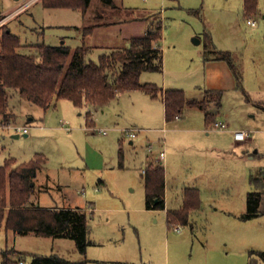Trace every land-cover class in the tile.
<instances>
[{
	"label": "rangeland",
	"instance_id": "obj_1",
	"mask_svg": "<svg viewBox=\"0 0 264 264\" xmlns=\"http://www.w3.org/2000/svg\"><path fill=\"white\" fill-rule=\"evenodd\" d=\"M116 1L124 12H106L100 21L92 17L89 25L119 16L137 19L93 30L86 39L87 58L99 62L101 54L128 46L132 36L160 24L163 68L143 71L141 82L206 98L207 109L187 105L184 120L168 122L162 95L131 89L93 109L92 126L85 106L60 98L45 109L11 90V121L29 126L30 132L15 137L10 129H0V165L8 158L27 162L43 154L41 183L30 201L88 208L90 243L82 254L72 238L15 233L2 224L0 264L12 249L26 253L24 264L32 253L84 257L87 264H264V215L239 217L248 192L261 188L253 177L264 169V0L251 15L244 0ZM100 6L113 9L104 0H93L87 14L42 0H0V39L8 26L20 37L23 53H34L38 44L75 49L83 42L87 16L104 14ZM250 17L256 25L248 23ZM220 51L229 52L230 61L219 58ZM206 112L229 127L215 128ZM184 123L187 127L179 130ZM133 129L138 134L134 144L128 135ZM240 129L249 136L237 142L234 131ZM162 150L167 155L159 163ZM150 162L166 168L170 207H180L186 185H196L204 197L203 207L177 224L181 231L168 223L165 209L147 207L143 168Z\"/></svg>",
	"mask_w": 264,
	"mask_h": 264
},
{
	"label": "trees",
	"instance_id": "obj_2",
	"mask_svg": "<svg viewBox=\"0 0 264 264\" xmlns=\"http://www.w3.org/2000/svg\"><path fill=\"white\" fill-rule=\"evenodd\" d=\"M42 1L46 6L81 8L86 11L92 0ZM104 1L117 9L114 0ZM258 3L259 0H244L245 13H255ZM104 15H98L97 20L103 19ZM95 24L82 28L84 38ZM161 28L159 24L155 30L150 28L144 35L131 37L128 46L103 53L99 62H95L87 58L91 47L86 41L75 49L64 43L38 44L34 53H23L19 50L20 37L5 26L0 39V116L6 120L12 119L8 112L11 90H17L22 97L45 109L54 99L60 98L69 99L80 108L86 104L102 106L122 91L142 89L152 97L162 95L167 121L181 115L187 105L206 110V98H191L182 89H164L153 83L141 82L143 71L163 68ZM228 55L229 52L220 51L218 57L230 61ZM213 93H217L214 94L216 97L220 96L218 92ZM91 115L88 112L89 118ZM214 120V115L206 112V121L210 124ZM16 161L15 158H8L0 165V225L4 224L6 229L15 233L72 238L79 251L86 254L90 240L87 213L82 208H47L30 201L35 188L34 178L43 167L44 155L37 153L31 160L18 163L8 171ZM146 171L147 207L164 209L165 167L154 163ZM260 175L263 179H260ZM253 182L261 188L248 192L247 209L241 216L245 220L264 215V169L253 177ZM200 205L198 188H186L182 206L167 212L168 223L188 222L190 213ZM25 254L16 249L7 251L3 264H24ZM261 255L264 256V251H261ZM87 261L84 257L71 260L55 253H32L29 264H87Z\"/></svg>",
	"mask_w": 264,
	"mask_h": 264
},
{
	"label": "crops",
	"instance_id": "obj_3",
	"mask_svg": "<svg viewBox=\"0 0 264 264\" xmlns=\"http://www.w3.org/2000/svg\"><path fill=\"white\" fill-rule=\"evenodd\" d=\"M92 2H93V0L91 1V5H92ZM114 3H115V5H117L118 7H117V9L115 10V9H107V8H105L104 6L102 7V6H100V8H101V13H105V15H106V12H109L110 13V16H114L115 15V11H120V12H124V6H121V4L120 3H118L116 0H114ZM91 5L89 6V8L86 10V11H84V13L85 14H87V12L90 10V7H91ZM96 15H89V16H87L88 18H87V20H90V21H88L86 24H85V26H88L89 25V23H91V21H92V17L93 18H95L96 19V17H95ZM119 17H121L120 19H116V20H112V19H110V22L108 23V24H106V23H97V21L94 23L95 24V27H94V29L93 30H97V29H103V28H106V27H112V26H114L115 24H119V23H121V22H129V21H131V20H134V19H137V17H133V18H129V19H126V18H124V17H122V16H119ZM97 19H98V17H97ZM100 19H101V17H100ZM94 21V20H93ZM101 24H103V25H101ZM106 24V25H105ZM84 28V27H83ZM91 31L88 35L90 36L91 34H94V32L95 31ZM88 35L84 38V35H83V41H86V39H87V37H88ZM133 37V36H132ZM163 102H164V100H163ZM52 104V103H51ZM50 104V105H51ZM75 105V104H74ZM76 106V105H75ZM76 107H78V106H76ZM87 108V110H86V121L89 123H91V125L93 126V125H95V120H94V114L92 113V115H91V118H89L88 117V112H92V110L93 109H99V108H97V106H93V105H89V104H86L85 105V109ZM81 114V113H80ZM186 118V116H184V115H180V117L179 118H175V119H177V120H184ZM169 122V121H168ZM62 124L64 125L65 123H64V121H62ZM89 125V124H88ZM187 127L186 125H185V123H184V125L183 126H181L180 127V129L179 130H184V129H181V128H185V127ZM192 129H194L195 130V127L193 128V127H191ZM165 129V127H163V128H160V130H164ZM201 129V128H200ZM124 130V129H123ZM240 130H244V129H240ZM29 132H30V128H29ZM130 132H135L136 133V136L135 137H133V136H131L130 135ZM107 133H108V131H107ZM107 133H104V134H107ZM28 135H29V133H28ZM27 135V136H28ZM128 135L130 136V138H131V140H130V143H132V144H134V142H135V140H134V138H136L137 137V132H136V130H128ZM235 139V138H234ZM247 140V139H246ZM235 141H237V142H240V141H238V140H236L235 139ZM150 149H152V146H150ZM166 155H167V152H166ZM165 155V156H166ZM164 158H166V157H164ZM164 158H161L160 157V154L158 155V160L160 161L161 159H164ZM45 159V158H44ZM107 160H108V162L106 163V165L107 164H109L110 163V161H111V158L110 157H108L107 158ZM17 163H22V162H18L17 161ZM43 163H44V161H43ZM159 163H162V161H160ZM151 164H154L153 162H150L149 163V166L151 165ZM43 167H44V165H43ZM42 167V168H43ZM42 168L38 171V173H37V175H36V177L34 178V185H35V188H36V186L38 185V183H41V182H39V172L42 170ZM166 169V168H165ZM147 170V168H143V173L144 174H146V171ZM43 185V189H45V190H47L50 186V184H48V182L47 183H43L42 184ZM59 188H62V186L61 185H59L58 186ZM188 187H196V188H198V190H199V194H200V200H201V205H200V207L198 208V209H196V210H194V211H199L203 206V199H202V197L203 196H201L202 195V193H201V191H200V189H199V187H197L196 185L194 186V185H186L185 187H184V192H185V189L186 188H188ZM169 188V182L167 181V178H166V170H165V195H164V199H165V210H166V214H167V212L169 211V210H174V209H178V208H180L181 206H182V204H183V202H182V204L180 205V207H170L168 204H167V195H166V190ZM145 190H146V184H145ZM184 192H183V195H182V201H184ZM204 198V197H203ZM37 205H39V206H41V207H47V208H62V207H78V208H82L84 211L86 210L87 211V209L88 208H85V207H82V206H71V204H65V205H62V206H59V205H56V206H51V205H47V206H42L41 204H40V202L39 203H37ZM153 209H156V208H153ZM246 209H247V200H246V205H245V209H244V211H242V213L241 214H239V217L240 218H242L241 216L246 212ZM85 211V212H86ZM260 216V215H259ZM259 216H257V217H259ZM255 218V217H254ZM167 221H168V219H167ZM177 224L178 223H176V224H174L175 226H177ZM174 226V227H175Z\"/></svg>",
	"mask_w": 264,
	"mask_h": 264
},
{
	"label": "built area",
	"instance_id": "obj_4",
	"mask_svg": "<svg viewBox=\"0 0 264 264\" xmlns=\"http://www.w3.org/2000/svg\"><path fill=\"white\" fill-rule=\"evenodd\" d=\"M248 23L251 25H256V19L250 17L248 19ZM180 115H177L176 118H179ZM214 127L218 129H226L229 127V124L226 121H215ZM0 129H10L14 134H22V133H29V126L17 124L14 121L6 120L4 117H0ZM103 133H107V129L102 130ZM130 135L135 137V132H130ZM249 132L245 130H235L234 131V138L238 141H244L248 138ZM166 155V151L162 150L160 152V157L164 158ZM176 231H181V227L179 225L174 227Z\"/></svg>",
	"mask_w": 264,
	"mask_h": 264
},
{
	"label": "water",
	"instance_id": "obj_5",
	"mask_svg": "<svg viewBox=\"0 0 264 264\" xmlns=\"http://www.w3.org/2000/svg\"><path fill=\"white\" fill-rule=\"evenodd\" d=\"M196 41H197V42H199L200 40H199V39H196ZM24 135H25V136H27V135H28V133H25ZM14 136H15V137H19V136H20V134H14ZM156 201H157V200H156Z\"/></svg>",
	"mask_w": 264,
	"mask_h": 264
}]
</instances>
